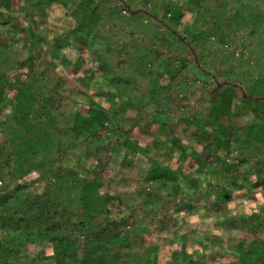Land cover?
Listing matches in <instances>:
<instances>
[{"label": "trees", "instance_id": "trees-1", "mask_svg": "<svg viewBox=\"0 0 264 264\" xmlns=\"http://www.w3.org/2000/svg\"><path fill=\"white\" fill-rule=\"evenodd\" d=\"M25 1L22 5L14 0H0V116L6 108L10 109V115L0 121V131L5 133V138L0 139V264H20L16 249L39 248L47 240L53 248L47 258L53 259V264H201L185 247L174 251V255L163 263H152L150 258L140 257L137 237L146 240V235L177 229L181 226L180 214L196 211L202 202L209 210L226 217L237 196H264V151L255 152L249 140L264 131V91H257L231 77L226 70L230 55L237 54L233 51L242 52L240 43L249 40L264 20V1L253 0L256 1L252 4L255 10L249 14L245 13V7L250 4L237 6L236 0L229 4H225L226 0H183V4L179 2L174 7L167 0H142V3L138 0H54L56 7L66 15H55L57 22L73 21L69 29L53 34L47 42L39 33L44 29L38 15L46 18L48 9L37 1L36 11H29ZM189 11L195 13V21L190 26L182 22ZM204 12L207 14L203 16ZM125 13L129 19L147 18L153 29L149 34L150 44H143L133 34L129 39L116 35L118 23H124L125 17L124 20L121 18ZM201 19L207 21L204 22L206 26L191 36L190 31L195 28H189L201 23ZM210 37L218 38L217 46L229 44L226 49L221 48L219 58L215 57L217 48L212 50L213 53L206 51L212 46V43L208 44ZM93 39L103 43L98 50H93L97 57L93 67L95 72L77 79L79 84H84V88L81 86L78 90L89 99L86 110L77 111L72 123L60 122L58 104L69 96L54 90L65 78L52 57L65 48L83 49ZM128 48L131 49L127 51ZM164 57L170 60L165 62L168 65L173 60L181 65L176 73H170L169 83L154 99L155 106L144 109L133 103L134 109H138L139 114L142 112L144 118L122 115L115 106L121 101L115 93L109 95L114 104L105 107L97 105L94 96L85 91L92 90L91 81L97 82L100 70L123 81L124 75L135 68L144 70L150 64L164 63ZM62 58L66 67H74L66 72L71 76L85 62L81 57L70 62L66 60L67 54ZM189 66L203 79L193 101L187 94L180 97L172 93L170 86L180 80L181 68ZM47 67L57 76L46 74ZM25 69L24 81L20 70ZM40 75L54 77L55 82L39 94L31 89L33 101L27 107L22 102L28 93L29 82ZM100 84L105 85L104 82ZM190 106L208 109L205 123L196 121L195 115L182 117L178 114ZM243 109L249 110V120L241 115ZM160 115H172L175 122L160 120ZM13 122L28 134L34 122L42 124L38 132L34 126V134L29 135L35 145L43 142L46 146L47 140H58L52 168L49 167L51 163L43 169L36 167L38 177L32 181L34 185L37 183L34 188L19 182L9 168L12 161H19L20 155V149L7 135ZM246 134L250 137L244 140ZM160 137L182 149V159L188 158L189 168L217 153V160L223 162L221 179L202 184L195 176L189 177L185 181L192 187L191 194L175 197L165 193V185L178 174L185 176L181 169L149 170L146 176L138 175L135 202L122 211L114 204V200L122 203L120 196L114 190L103 189L104 181L100 179L109 170L116 151L120 156H126L132 150L148 154L150 147L158 148ZM78 139L86 146L83 150L80 145L77 147ZM149 139L151 142L147 147L140 145L142 140ZM185 140L194 142L191 153H187L183 145ZM74 146L79 149L78 154L92 160L88 178L75 177V169L64 160L67 154L74 153L71 149ZM164 150L167 155L170 153V149ZM125 159L121 158L122 165L127 164ZM148 159L155 162L150 156ZM244 163L247 164L245 168L242 167ZM115 205L117 210H114ZM89 209L103 215L95 226L84 218ZM229 227L245 230L257 248V256L261 255L259 260L242 258L238 263L264 264V203L248 216H233ZM215 238L212 245L220 247L219 239ZM132 256L142 258L141 263H132ZM36 258L40 256L36 255Z\"/></svg>", "mask_w": 264, "mask_h": 264}, {"label": "rangeland", "instance_id": "rangeland-1", "mask_svg": "<svg viewBox=\"0 0 264 264\" xmlns=\"http://www.w3.org/2000/svg\"><path fill=\"white\" fill-rule=\"evenodd\" d=\"M14 1H17L22 5L24 3V0ZM37 1H40V6L48 9L46 18H42L38 15L39 23L42 24L41 27L44 29L40 30L39 33L45 37V42H47L49 38H53V34L62 33L63 31L69 29L71 26L70 23L73 21L72 19H65L64 22H57V19H55V15L64 17H66V15L56 7L54 0H26V9L33 12L36 11L37 5H35V3ZM167 1L169 4L173 5V7L176 3L179 5V2L183 4V0ZM138 2L142 3L143 1L138 0ZM230 2L231 0H226L225 4H229ZM235 2L237 6L240 5L242 7H244L245 3L250 4L248 8L245 7V13L251 14L254 9L252 4L256 1L236 0ZM205 14L207 13L204 12L203 16ZM127 16V13L122 15L121 19L124 20L123 17H125V20L124 23H118L116 35L129 39L133 34L134 37H138L140 42L143 44H150L151 36H149V34L153 29L148 24L147 18H143L142 20H140V18L129 19V17L126 18ZM193 20L195 21V13H193V11H189L183 16L182 22L185 25L190 26L193 24ZM204 22L207 21L201 19V23L199 22L196 26L194 25L192 28H189V30L195 28L193 31H190V35H194L197 30L206 26ZM47 26L52 30L49 31ZM250 36L251 38L249 40L243 41L242 43L239 42L242 46V52L233 51L237 54L230 55V62L226 63V70L231 77L244 81L257 91H264V20L260 21L258 27L251 33ZM217 40V37H210L208 39V44L212 43V46L208 47L209 49L207 48L206 51L213 53L214 51L212 52V50L217 48L218 55L214 56L219 58L221 48L226 49L229 44L220 47L217 46ZM100 44L103 43L99 42L97 39H93L83 49H78L76 47L65 48L57 51L56 56L52 57L55 65H57V68L65 78L59 82L58 87L54 90L62 95L69 96L58 104L57 115H59L60 122L67 124L72 123L74 120L73 115L77 111L86 110V101L89 99L78 90L81 86L84 88V84H79L77 79L95 72L93 67L97 57L93 53V50H98ZM129 49L131 48H128L127 51ZM63 54H67L68 58L66 60L70 62H75L79 57L85 60L82 68L74 72L73 76L66 73L74 67L65 66L66 63L64 60L62 61ZM162 61H164V63H159V66L153 63L148 65V69L144 70H138V65V69L135 68L132 72L124 75L123 81H120L118 77H115L114 75H109L107 72L102 73L100 70L98 73L100 74V77L97 78V82L96 80H93L90 85V88L98 93H93L92 90L90 91L87 89H85V91H88L91 97L94 96V99L97 101V105H104L105 107H109L110 104H114L112 102L113 98H109V95L112 96V94L115 93V97H120L121 99V101L115 104V106L120 109V113L122 115H126L129 118H144L142 112L139 114L138 109H134L133 103H135L137 107H142L144 109L155 106L156 101L154 99L159 92L163 91V87L169 83L170 73H176L181 65V62L175 60L171 61L169 65L166 64V61H170L167 57H164ZM50 67L53 68V65ZM50 67L45 68L46 74L57 76L50 70ZM171 67L173 69H171ZM20 71L22 72L21 75L25 81L26 69L24 71ZM180 72V80L170 85L171 92L179 95L180 97L186 96L187 94L190 97V100L193 101L197 92L196 89L203 82V79H201V77L196 73V69L192 66H189L187 69L181 68ZM40 73L44 74L43 71H40ZM54 82V77L48 78L46 76L41 77L40 75L37 79L33 80L32 78L29 82V90L27 89L28 93L25 96V101L22 103L28 107L33 101V99H30V95L33 94L31 89H34V92L39 94ZM102 82H104L105 85L100 84ZM109 92L111 93L108 94ZM208 112L209 111L205 106H190L183 108L178 114L182 117L195 115L193 117L196 118V121L203 124L205 123L204 121ZM8 115H10V109L6 108L5 113L0 116V121H3ZM241 115L246 117L247 120L251 117L249 110L246 109L241 111ZM159 119L175 122V117L172 115H160ZM33 125L35 126V130L38 132V130L41 129L42 124L34 122ZM34 126H31L32 130ZM8 130V138L12 139L15 146L20 149V155H18L19 161L11 162L12 165L9 167L11 169L10 171H14L19 182L22 181V183L30 185V188H34L37 183L34 185L32 184V181H35L38 177V170L36 167L43 169L51 163L49 167L52 168V162H54L52 156L57 152L58 140L57 138L47 140V142L45 141L46 146L43 145V142L39 145H35L29 138L32 130L29 134L25 133L23 132L22 127L16 125L15 122H13L12 126ZM261 132L259 133L260 135H258L259 137H250L247 134L246 137H243L244 140L250 137L249 140L255 148L254 151L258 153H262L264 151V135H261ZM33 134L34 132L31 133V135ZM4 138L5 133L1 130L0 139ZM72 138L75 137L72 136ZM161 139L164 138L160 137L158 139V148L155 146L150 147V149H148V154L132 150L129 153H126V156H120L118 151H116L109 170L100 179V181H104L103 189H107L109 191L114 190L120 196L122 203H118L117 200H114V204L119 205L122 211H126L127 207L135 202V184L138 175L146 176L149 170L158 171L161 168H168V170L181 169L182 175L185 174V176H179L178 174L176 178L167 180L165 185L167 188L165 193L174 195L175 197L179 195L184 197L185 195L191 194L192 187L188 181H185L187 178L189 179V177L195 176L197 181L203 182L202 184L210 181L215 182L221 179L219 174H222L220 172L223 167V162L217 160V156H215L217 153H213L211 156H208L201 164H197L189 168L187 166L188 158L185 157L182 159V149L175 147V145L171 142L167 143ZM150 142L151 139L142 140L140 145L142 147H147ZM79 145L81 146V150L86 147L82 146L78 139L77 147ZM183 145L187 149V153L194 151V142L185 140ZM71 149H74L75 151L74 153L67 154L64 159L65 162L68 163L70 167L75 169L76 174H74V176L76 175L88 178V168L90 167L92 160H86L82 154H78L79 149H75V146ZM164 149H170V153L167 155L164 152ZM213 151L216 150L213 149ZM234 155H232L231 158H234ZM149 156L153 159V161L155 160V162L152 163V160L148 159ZM122 157L126 158L125 160L127 164H121ZM246 166L247 164H242L243 168ZM138 170L140 172H138ZM5 182L6 180L3 179V183ZM263 203L264 196L257 198L251 195L237 196L236 199L231 202L230 214L224 217L221 213L209 210L204 205L205 202H202L199 204L200 207L196 211L188 210L180 214L181 226L177 229L164 234L146 235V240L138 236L137 251L139 252L140 257H145L146 259L150 258L152 263H163L174 255V251L181 250L184 247L190 253V256L201 264H240L238 262L242 258L259 260L261 255L257 256V248L253 242H251L252 239L250 235L246 233L245 230H240L241 228L237 229L229 226L231 225V218L233 216L237 214L238 216H248L251 213H255L259 210L261 204ZM116 205L114 206V210H117ZM86 213V217L84 218H87L90 222L89 224L92 226L97 225L103 218V215L95 210L89 209ZM215 237L219 239L217 242L221 244L220 247L212 245L211 241H215ZM185 242L186 246H184ZM10 246L11 245L9 244L8 248H10ZM16 251L19 255V260L17 262H20V264H53V259L47 258V256H50L53 253V248L49 240L43 242L39 248H35V246H26L21 249H16ZM36 255L40 256V258H36ZM140 257L138 258L132 256L130 260H133L132 263H141L142 258ZM34 258L36 259L33 260ZM186 262L188 261L186 260Z\"/></svg>", "mask_w": 264, "mask_h": 264}]
</instances>
